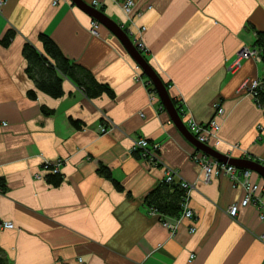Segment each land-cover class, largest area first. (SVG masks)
<instances>
[{
  "label": "crops",
  "instance_id": "1",
  "mask_svg": "<svg viewBox=\"0 0 264 264\" xmlns=\"http://www.w3.org/2000/svg\"><path fill=\"white\" fill-rule=\"evenodd\" d=\"M97 1L137 47L144 44L140 51L186 126L189 118L207 123L219 103L224 114L215 149L264 158V106L249 89L264 79L261 51L260 61L249 56L231 68L242 49H258L264 0H134L131 19L122 9L125 0ZM92 21L72 0L0 4V222L14 224L0 227V256L8 264H264L257 206L240 205L236 219L228 214L244 199L245 180L258 185L264 199V178L251 170L245 178L248 169L237 168V179L219 173L206 182L194 158L203 152L174 124L122 40L101 23L93 35ZM41 33L109 91L91 86L82 92L78 84L86 76L77 69L62 75L61 97L40 91L23 49L29 43L55 64ZM107 120L113 129L100 131ZM140 138L160 145L158 163L133 152ZM59 160L56 185L49 181L54 166L46 165ZM167 167L195 186L189 196L194 218L173 232L145 200Z\"/></svg>",
  "mask_w": 264,
  "mask_h": 264
},
{
  "label": "built area",
  "instance_id": "2",
  "mask_svg": "<svg viewBox=\"0 0 264 264\" xmlns=\"http://www.w3.org/2000/svg\"><path fill=\"white\" fill-rule=\"evenodd\" d=\"M3 0H0V4L2 3ZM94 6H100V3H98L97 0H94ZM101 8V7H98ZM133 8H134V0H125L124 3L122 4V9L124 10V14L131 19V16L133 14ZM99 26L100 23L97 20H93L91 23V28L90 32L93 35H98L99 34ZM138 47L141 50H145L144 44L139 41L138 42ZM258 49H242L238 55L237 58L233 61L231 68L237 69L243 58H247L249 56L254 57L257 61L261 60V56L259 54ZM264 88V79H256L252 81V83L249 85V89L252 90L253 94L258 98L259 95V89ZM216 108V113L214 114L213 118L210 119L207 123H202L198 122L193 118H189L187 120L188 124L187 127L191 131V133L202 143L209 145L211 147L218 146L221 143V139L219 136V131L221 129V124L219 122V117L224 114V109L221 106V104L217 103L215 105ZM100 131L106 132L107 129L105 127H100ZM160 145L157 143H151L147 138H140L134 141V146L133 150L139 148L143 155L149 159V162L151 164L158 163V150H159ZM195 160L201 164V167L203 168L204 171V177L206 182H210L212 180V176L214 174H219V173H224L231 175L232 178L237 179L235 177V173L237 171V168L234 167L233 165L226 164L223 162L218 161L215 158L209 157L205 153H198L194 155ZM259 163L264 165V158L258 160ZM49 162H47L46 167L48 168ZM62 164V161L59 160L57 161V165L53 167L52 171L54 173H59L60 172V166ZM250 175V171H245V178H247ZM165 180L167 183L171 182H176L178 183L182 188L187 190V196H186V201L184 203V209L183 213L181 214L180 217H165L160 215L159 213L156 212V210L151 209V215L154 217H158L161 219L160 221L163 223L164 226H166L168 229L175 231L177 228V224L182 222L183 219H188L191 220L194 218L193 211L191 207L189 206V196L190 192L193 190L195 187L193 184L190 182L186 181L185 179H182L179 177V174L177 173L176 170L167 167L166 170V175H165ZM245 187V197L242 200V202L239 203H234L229 206L228 209V214L236 219L238 217V210L239 206H247V205H255L260 211V219L261 222L264 223V199L260 195H258L260 191V187L255 184H251L248 180H245L243 183ZM0 227L1 228H14V224L12 222H0ZM194 228H192V231ZM261 239L264 240V235L261 237ZM80 262H83V259L80 258Z\"/></svg>",
  "mask_w": 264,
  "mask_h": 264
},
{
  "label": "trees",
  "instance_id": "3",
  "mask_svg": "<svg viewBox=\"0 0 264 264\" xmlns=\"http://www.w3.org/2000/svg\"><path fill=\"white\" fill-rule=\"evenodd\" d=\"M11 38V33H8L2 40L4 45H7ZM40 38L44 44L46 53L54 60L55 64L50 62L47 58L42 56L38 51L29 43L24 46L23 53L28 61L27 73L30 78H32L40 91L51 96V97H61L63 95V84L62 75L68 76L72 74L73 70H80L86 76L79 80V89L87 94L89 93V88L94 87L99 89V91L108 90L109 88L101 85L92 73L85 68L79 67L68 59L56 44V42L47 34L41 33ZM256 47L261 51L264 61V32H259L258 40L256 41ZM260 48V49H259ZM257 49V48H256ZM142 52V51H141ZM69 77V76H68ZM30 98L35 99L37 97L35 91L29 92ZM260 105L264 106V88L259 89L258 98L256 97ZM180 115L184 113L178 109ZM72 124L76 127L81 128L82 123L77 120H72ZM111 121L107 120L102 123L100 127H105L106 132L111 131L113 128L110 127ZM134 146V145H133ZM133 150V149H132ZM133 152L149 162L142 151L137 148ZM156 164V163H155ZM102 173L109 176V171L102 167L100 169ZM53 174V173H52ZM61 173L54 174L55 176H50L49 181L54 184H59L62 181V177L59 176ZM187 190L182 188L178 183L171 182L167 183L165 178L164 181L153 189L146 197V204L148 208L156 210L162 216L167 217H180L183 213L184 203L186 201ZM0 264H8L6 258L0 256Z\"/></svg>",
  "mask_w": 264,
  "mask_h": 264
},
{
  "label": "water",
  "instance_id": "4",
  "mask_svg": "<svg viewBox=\"0 0 264 264\" xmlns=\"http://www.w3.org/2000/svg\"><path fill=\"white\" fill-rule=\"evenodd\" d=\"M72 2L88 13L93 20H97L99 23L110 29L115 35H117L122 42L125 44L126 48L135 59V61L144 70L145 75L148 77L149 81L153 84L157 90L164 107L169 112L174 124L179 128V130L185 135V137L199 150H201L206 155L217 159L220 162L233 165L236 168H244L251 171L259 173L264 178V165L258 161L251 159H242L229 157L222 154L217 149L211 148L202 142H200L184 124L181 115L176 108L174 102L172 101L166 85L163 83L159 75L147 61L145 56L142 54L140 49H138L137 44L130 38L127 32L124 30L123 26L117 21L113 20L108 14H106L101 8L88 4L84 0H72Z\"/></svg>",
  "mask_w": 264,
  "mask_h": 264
},
{
  "label": "rangeland",
  "instance_id": "5",
  "mask_svg": "<svg viewBox=\"0 0 264 264\" xmlns=\"http://www.w3.org/2000/svg\"><path fill=\"white\" fill-rule=\"evenodd\" d=\"M91 28V27H90ZM246 58V57H245ZM140 66V65H139ZM209 146V145H208ZM211 148H214L215 149V147H211ZM50 164H52L54 167L57 165V162H49ZM48 163V164H49ZM250 171V170H249ZM263 223V222H262ZM264 224V223H263ZM264 235V232L263 233H260V238L262 237ZM263 240V239H262Z\"/></svg>",
  "mask_w": 264,
  "mask_h": 264
}]
</instances>
